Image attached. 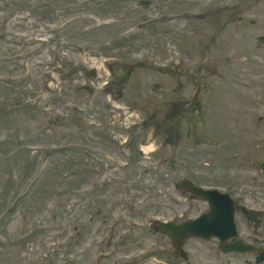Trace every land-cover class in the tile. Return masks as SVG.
<instances>
[{
    "label": "rangeland",
    "instance_id": "374dc122",
    "mask_svg": "<svg viewBox=\"0 0 264 264\" xmlns=\"http://www.w3.org/2000/svg\"><path fill=\"white\" fill-rule=\"evenodd\" d=\"M27 1L30 0H0V24L7 22L6 36L10 40L17 37L26 39L25 42L15 43L25 50L21 62L25 61L30 73L36 71L35 74H39L46 83V88L39 86L36 93L29 92V97L22 94L20 97L10 98L7 91L0 94V212L7 205H13L15 199L22 195V188L28 185L32 178L34 180L31 188L23 195L16 212L10 217L15 218V222L10 224L9 221L0 230V235H3L0 240L4 243V247L0 248V264H59L61 255L58 251L63 244L70 253L71 261L90 264V254L93 250L88 241L87 209L86 205L80 207L78 199L74 200V192L87 193L88 196L91 178L83 163L89 157L88 152L93 148V142H114L120 146L119 140H123L124 133H136L139 139L134 141V146H137L140 140L142 144L149 139L155 141V149H160L158 155L168 161L164 172H172L180 178L184 177L183 173L189 172L190 179L204 185L224 186L240 183L242 176L237 177L236 174L247 168L242 164L247 156V148L236 150L233 145L235 137H220L221 141H230L227 146L229 152L225 153L230 162L234 163L230 168V178L220 183L221 178L215 166L211 168L213 178L199 173L201 170L198 162L203 158H194L187 154L188 150H194L195 142L208 146L204 138L208 136L196 125V114L191 117V126L186 123V118H179L178 123L171 127L175 128L176 132V136L167 141L175 146L171 152L169 148L167 152L161 150V146L167 144L168 138L151 137L154 134L150 136L147 132L150 129L151 132L155 131L156 135L160 127H166L165 123L171 119L167 115L171 111L178 113L188 104V98L193 94V81L197 77L201 86L196 96L195 109L200 108L204 112L209 109L213 112L215 108L221 107L222 116L215 119L218 125L223 124L229 130V125L233 124L242 134L245 130L248 131L249 127L246 140L252 137L248 122L252 106L251 95L242 92L233 84L234 79H248L242 78L237 71H231L230 67L235 66L233 63L247 64L246 66H254L255 68L249 69H257L258 74L264 73L251 62V55H257L256 52L264 54V48H260L256 42L250 44L254 36L264 35V0H243L241 3V7L249 5L250 2L254 3L253 9H249L248 13L255 15V20L260 21L254 27L243 19L248 10L243 11L241 15L238 10L230 13L227 8L222 12H211L214 7H223L221 3L224 0H153L160 6L156 24H146L130 35L126 33V29H129L127 26L137 24L140 19L150 21L152 17V13L139 15L137 9L129 14L124 8V3L133 0H54L51 6L58 8V11H53L50 4L43 5L40 7L43 18L40 14L35 18L29 12L18 14L28 6ZM62 1L66 3L63 4ZM117 15L125 16L122 21L116 22ZM64 21L69 23L65 34L72 37L71 46L62 48L56 45L59 49L55 52L47 46H39L37 49L43 48L40 50L43 53L30 55L28 51L32 49L33 52L35 35H48L49 31L45 30H54ZM226 21L229 22L225 24ZM219 30L220 36L213 38V34ZM210 41L213 44L208 53L199 49V45L208 44ZM166 43L175 45L183 52L193 53L196 55L194 61L175 70L160 71L148 61L135 59L143 53H153L154 48L165 46ZM253 45L258 49L256 52L253 50L254 53ZM9 48L15 49L16 46H9L7 43L0 46V50L7 51ZM81 48L87 52L82 54ZM202 53H206L207 59L205 58L200 67L197 56ZM120 56L122 59L118 58ZM78 57H81V61H84L89 69L98 70L97 75L93 77L95 86L89 81V77L79 74L77 66L75 69L78 72L70 80H67L66 75L59 74V84L54 81L55 73L52 77L49 75L51 69L63 72L66 65L68 68L73 67ZM108 57L110 60L105 63ZM4 65L5 63L0 65L2 75L6 73ZM109 65H113L115 72H118V78H109L103 72ZM199 67L202 70L200 75ZM149 80L152 85L160 84L159 91H163L154 92L151 84L147 85ZM106 82H110L109 89L101 91L103 83ZM86 83L90 84L85 86ZM223 83H228L226 85L230 90L225 88ZM249 87L253 88L250 84ZM164 94L167 99L161 100L160 96ZM109 95L112 98L115 96L125 105L139 108L138 110L149 108L157 117L150 119L148 126L141 127L138 131L128 130L129 122L116 120L117 116L112 111H104V104H107ZM9 98L15 100L9 101ZM90 105L96 108L93 117L89 110ZM75 107L80 110L75 111ZM253 153L256 156H264V143L259 148H254ZM259 160L264 163V158ZM42 162H46V165L40 169ZM65 177L66 185H63L62 179ZM167 183V177H163L156 185L163 186ZM70 184L72 189L65 192L64 189ZM160 199L162 197L155 198L154 204H163ZM68 206L69 210L64 212V208ZM49 210L54 213L48 215ZM161 218L170 219L171 213L161 209L158 219ZM83 220L86 221V226L83 227L84 238L78 245L73 243L76 237L73 228L78 224L82 225ZM17 222L20 225L14 231ZM140 223L136 234L122 243L120 252L116 253L115 248L111 249V256L104 264H113L115 258L125 259L126 253H130L128 258L132 259L134 253L143 252L156 240L153 238L156 237L155 233H149L142 220ZM111 232L109 227L107 234ZM59 234L63 236L58 238ZM197 256L198 254L193 255V264H201ZM137 261L139 259L135 258L130 264Z\"/></svg>",
    "mask_w": 264,
    "mask_h": 264
},
{
    "label": "bare ground",
    "instance_id": "6f19581e",
    "mask_svg": "<svg viewBox=\"0 0 264 264\" xmlns=\"http://www.w3.org/2000/svg\"><path fill=\"white\" fill-rule=\"evenodd\" d=\"M152 149H153V147H151V148L147 149V151H149V150H152Z\"/></svg>",
    "mask_w": 264,
    "mask_h": 264
}]
</instances>
